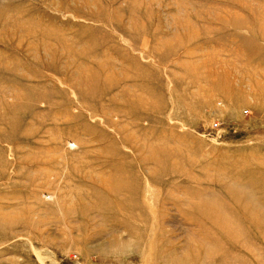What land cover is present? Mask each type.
Here are the masks:
<instances>
[{
    "label": "rangeland",
    "instance_id": "rangeland-1",
    "mask_svg": "<svg viewBox=\"0 0 264 264\" xmlns=\"http://www.w3.org/2000/svg\"><path fill=\"white\" fill-rule=\"evenodd\" d=\"M0 264H264V0H0Z\"/></svg>",
    "mask_w": 264,
    "mask_h": 264
}]
</instances>
